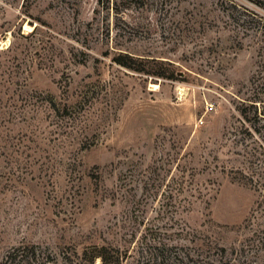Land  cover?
<instances>
[{"label":"rangeland","instance_id":"1","mask_svg":"<svg viewBox=\"0 0 264 264\" xmlns=\"http://www.w3.org/2000/svg\"><path fill=\"white\" fill-rule=\"evenodd\" d=\"M0 264H264V0H0Z\"/></svg>","mask_w":264,"mask_h":264},{"label":"trees","instance_id":"2","mask_svg":"<svg viewBox=\"0 0 264 264\" xmlns=\"http://www.w3.org/2000/svg\"><path fill=\"white\" fill-rule=\"evenodd\" d=\"M124 64H125V63H124ZM127 65H129V64H127ZM159 75H163V74L159 73Z\"/></svg>","mask_w":264,"mask_h":264}]
</instances>
